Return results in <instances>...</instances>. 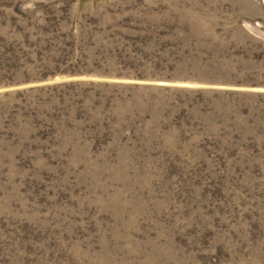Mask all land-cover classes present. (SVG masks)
I'll use <instances>...</instances> for the list:
<instances>
[{
    "label": "rangeland",
    "instance_id": "374dc122",
    "mask_svg": "<svg viewBox=\"0 0 264 264\" xmlns=\"http://www.w3.org/2000/svg\"><path fill=\"white\" fill-rule=\"evenodd\" d=\"M0 264H264V0H0Z\"/></svg>",
    "mask_w": 264,
    "mask_h": 264
}]
</instances>
